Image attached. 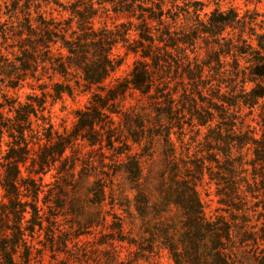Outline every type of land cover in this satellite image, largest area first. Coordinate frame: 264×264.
<instances>
[{
	"label": "clouds",
	"instance_id": "1",
	"mask_svg": "<svg viewBox=\"0 0 264 264\" xmlns=\"http://www.w3.org/2000/svg\"><path fill=\"white\" fill-rule=\"evenodd\" d=\"M0 264H264V0H0Z\"/></svg>",
	"mask_w": 264,
	"mask_h": 264
}]
</instances>
